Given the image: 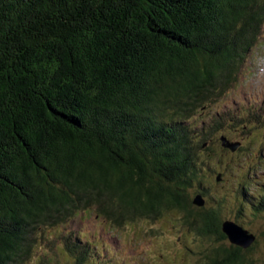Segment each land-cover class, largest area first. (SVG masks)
<instances>
[{
	"label": "trees",
	"instance_id": "1",
	"mask_svg": "<svg viewBox=\"0 0 264 264\" xmlns=\"http://www.w3.org/2000/svg\"><path fill=\"white\" fill-rule=\"evenodd\" d=\"M263 34L264 0H0V264H28L39 246L42 264H116L101 220L171 210L229 241L222 209L188 191L216 137L249 135L264 108L195 117L235 88ZM240 206L264 212V186ZM254 248L221 246L206 264H254Z\"/></svg>",
	"mask_w": 264,
	"mask_h": 264
},
{
	"label": "rangeland",
	"instance_id": "2",
	"mask_svg": "<svg viewBox=\"0 0 264 264\" xmlns=\"http://www.w3.org/2000/svg\"><path fill=\"white\" fill-rule=\"evenodd\" d=\"M233 104L239 106V114L245 118L249 117L250 110L251 113L254 112L253 106L260 108L262 105L264 108V34L248 58L244 75L235 88L219 103L200 109L195 118L198 122L208 121L223 107L231 110ZM221 135L227 136L231 141L241 142V149L237 152L225 149L219 141ZM213 148L215 161L203 176L202 187L194 184L188 195L192 200L197 193L203 192L201 188H206L208 196H205V207H220L222 221L231 220L254 234L257 237L255 248L247 252L246 257L254 264H264V212L256 213L252 206L240 210L242 197L251 199L252 204H258L263 194L264 125H256L249 135H244L241 129H227L216 137ZM206 155V152H202L201 159H206ZM220 173L222 180L218 182L217 176ZM211 197L214 201H210ZM182 218L183 214L178 210H171L157 220L140 219L123 228H116L101 220L104 235L99 241L112 248L110 238H117L119 244L113 248L116 251L112 256L116 264H206V255L211 254L214 249L231 247L228 240L219 242L189 232L182 225ZM49 231L51 229L46 228L39 234H43L41 236L44 238ZM41 251L42 248L37 247L28 264H42ZM49 254L51 255L50 252ZM51 258L54 256H50ZM61 258L63 260L57 264H67V257ZM69 262L73 264L72 261Z\"/></svg>",
	"mask_w": 264,
	"mask_h": 264
},
{
	"label": "water",
	"instance_id": "3",
	"mask_svg": "<svg viewBox=\"0 0 264 264\" xmlns=\"http://www.w3.org/2000/svg\"><path fill=\"white\" fill-rule=\"evenodd\" d=\"M220 141L222 146L231 152H237L242 146L241 142L231 141L226 136H222ZM221 180L222 174L220 173L217 176V181L219 182ZM192 201L193 204L198 207H204L206 204L204 197L200 194L196 195ZM222 231L228 237L231 244L244 250H248L256 241L255 235L250 234L249 231L245 230L242 226L230 220L223 222Z\"/></svg>",
	"mask_w": 264,
	"mask_h": 264
}]
</instances>
